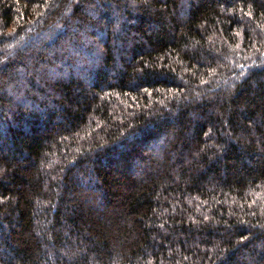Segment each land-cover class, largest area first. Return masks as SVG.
<instances>
[{
	"label": "trees",
	"instance_id": "16d2710c",
	"mask_svg": "<svg viewBox=\"0 0 264 264\" xmlns=\"http://www.w3.org/2000/svg\"><path fill=\"white\" fill-rule=\"evenodd\" d=\"M0 264H264V0H0Z\"/></svg>",
	"mask_w": 264,
	"mask_h": 264
}]
</instances>
